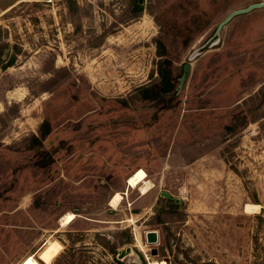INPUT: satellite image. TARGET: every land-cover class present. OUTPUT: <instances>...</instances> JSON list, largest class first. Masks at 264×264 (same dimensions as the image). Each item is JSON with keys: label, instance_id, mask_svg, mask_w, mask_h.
<instances>
[{"label": "rangeland", "instance_id": "rangeland-1", "mask_svg": "<svg viewBox=\"0 0 264 264\" xmlns=\"http://www.w3.org/2000/svg\"><path fill=\"white\" fill-rule=\"evenodd\" d=\"M261 1L0 0L12 63L0 69V264H117L125 247L124 264H147L135 234L150 261H264V236L251 242L264 217V7L222 27L178 87L189 52ZM254 95L263 116L250 123L238 106Z\"/></svg>", "mask_w": 264, "mask_h": 264}, {"label": "trees", "instance_id": "trees-1", "mask_svg": "<svg viewBox=\"0 0 264 264\" xmlns=\"http://www.w3.org/2000/svg\"><path fill=\"white\" fill-rule=\"evenodd\" d=\"M213 17L210 16L208 18H206V20L203 21V23L200 25V28H205L209 22L211 21ZM194 17H192V22H193ZM194 23V22H193ZM156 48L159 49V47L156 45ZM158 56H162L160 55V51H157ZM11 60L6 61L5 63H2L0 61V69L1 68H7L9 66H11ZM156 75L158 77V81H159V92L160 93H165V94H169L172 90H174L173 86L169 83L168 79H167V71L165 68V63L163 64H159L157 70H156ZM146 89V88H144ZM257 95H254L252 97H248L246 100L241 101V105L238 107H244V112L243 115L246 119H248V121L250 123H254L257 122L260 118H262L263 115H261L262 113H260L257 109L258 105H259V100H256ZM233 172H235V170L233 169ZM254 226H253V233L251 235V242H253V253L254 250L256 248L257 245V240L259 236H264V217H263V212L260 211L257 215H254ZM116 256V255H115ZM256 258V255H255ZM115 262L117 264H124L123 260H116V258L114 257ZM252 264H258L257 261H255V263L253 262ZM259 264H264V261L262 263Z\"/></svg>", "mask_w": 264, "mask_h": 264}, {"label": "water", "instance_id": "water-1", "mask_svg": "<svg viewBox=\"0 0 264 264\" xmlns=\"http://www.w3.org/2000/svg\"><path fill=\"white\" fill-rule=\"evenodd\" d=\"M139 3L140 0H137ZM264 7V1L258 2V3H252L246 6L242 9H236L234 11L229 12L221 21L217 23V25L214 28L213 33L210 37H208L201 45L196 47L195 49L191 50L189 54L186 57L187 63L182 65V74L178 79V87L183 83L186 73L189 70V62L193 61L194 59L199 56V54L205 50L206 48H209L211 46H214L218 42L219 33L231 19H233L235 16L246 14L252 10L260 9ZM160 196L163 198L168 199L169 197L165 193H160ZM143 241L145 246H153L156 245L158 242V234L154 230L146 231L143 234ZM131 253L130 247H125L123 251H120L116 254L115 258L116 260L120 261L126 256H128ZM149 255L154 256L156 255V250L151 248L149 249Z\"/></svg>", "mask_w": 264, "mask_h": 264}, {"label": "bare ground", "instance_id": "bare-ground-1", "mask_svg": "<svg viewBox=\"0 0 264 264\" xmlns=\"http://www.w3.org/2000/svg\"><path fill=\"white\" fill-rule=\"evenodd\" d=\"M148 189H149L148 183H147V181H145L144 184H143V186L140 188V193L143 195V194H145L148 191ZM120 200H121V194L115 193L111 197V199L109 201V206L115 208L118 205V203H119ZM257 208H258L257 205L247 204L245 206L244 210L247 211V212H253V211H256ZM75 217L76 216L69 211V212H66V214H64L62 216V218L60 219V222L63 223V225L64 224H69V223H71L75 219ZM134 232H135V230H134ZM135 242H136L135 243V247L139 248V250L144 254L145 258L148 260L147 264H165L163 261H157V262L154 261V260L153 261H150L146 257V254H145L146 249H145L144 246L141 245V243H140L138 237L136 236V234H135Z\"/></svg>", "mask_w": 264, "mask_h": 264}, {"label": "flooded vegetation", "instance_id": "flooded-vegetation-1", "mask_svg": "<svg viewBox=\"0 0 264 264\" xmlns=\"http://www.w3.org/2000/svg\"><path fill=\"white\" fill-rule=\"evenodd\" d=\"M123 259H124V258H123ZM123 259H122V260H123ZM123 263H124V262H123Z\"/></svg>", "mask_w": 264, "mask_h": 264}]
</instances>
